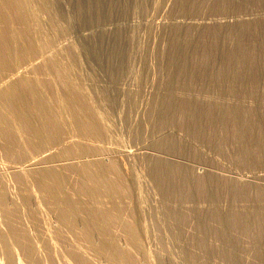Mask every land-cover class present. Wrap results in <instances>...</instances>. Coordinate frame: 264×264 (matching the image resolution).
<instances>
[{"label": "rangeland", "instance_id": "rangeland-1", "mask_svg": "<svg viewBox=\"0 0 264 264\" xmlns=\"http://www.w3.org/2000/svg\"><path fill=\"white\" fill-rule=\"evenodd\" d=\"M0 264H264V0H0Z\"/></svg>", "mask_w": 264, "mask_h": 264}, {"label": "bare ground", "instance_id": "bare-ground-1", "mask_svg": "<svg viewBox=\"0 0 264 264\" xmlns=\"http://www.w3.org/2000/svg\"><path fill=\"white\" fill-rule=\"evenodd\" d=\"M16 259H17V261L19 260V257L18 256H16ZM17 263V262H16ZM20 263V262H19Z\"/></svg>", "mask_w": 264, "mask_h": 264}]
</instances>
